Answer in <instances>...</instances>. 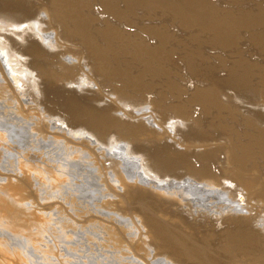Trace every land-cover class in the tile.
Listing matches in <instances>:
<instances>
[{
	"label": "bare ground",
	"instance_id": "6f19581e",
	"mask_svg": "<svg viewBox=\"0 0 264 264\" xmlns=\"http://www.w3.org/2000/svg\"><path fill=\"white\" fill-rule=\"evenodd\" d=\"M0 47L4 168L133 213L154 264H264V0H0Z\"/></svg>",
	"mask_w": 264,
	"mask_h": 264
},
{
	"label": "rangeland",
	"instance_id": "374dc122",
	"mask_svg": "<svg viewBox=\"0 0 264 264\" xmlns=\"http://www.w3.org/2000/svg\"><path fill=\"white\" fill-rule=\"evenodd\" d=\"M42 27L45 28L46 25H43ZM54 43H56V41ZM59 49L61 50L62 47L59 46V48L56 49L57 52L60 51ZM77 56L79 57V55L77 54L74 55V58L78 59ZM61 57H65V56L61 55ZM22 83L25 82L19 81L18 85L22 86L23 85ZM88 85H87L88 88H92L91 85L89 86ZM69 86L73 87L72 84H68V87ZM105 90L108 91L107 88H105ZM21 91H23L24 93L27 92L25 96L24 94H21V96L23 100L26 101L27 103L26 105L29 106L30 104L29 108L31 110H35V112L30 111L28 114V115L31 114L30 117H33V115L36 112H38L37 110H40V108L42 107L41 99L42 98L44 99V96L42 95L39 98V100H37L29 90L24 88V90L21 89ZM83 92L84 93L86 92V94H88V90ZM0 95H1L0 101L2 102V104L3 103L7 104V101L9 99L8 95L11 94H8L5 91L1 90V86H0ZM11 97H13V95H11ZM15 100L17 101V99ZM0 107H2L1 108L2 110H6L11 113L15 112V108L13 106L5 107L4 105H1ZM197 114L195 115L197 116ZM52 121L57 125L63 126L64 128H69L66 124L64 125L62 122L56 120V118H53ZM34 122H35L34 119L30 120V124H31L30 126L31 131L29 130L30 132L35 131L31 128ZM159 132H162V130L160 129ZM174 132L177 139H182V136L180 135V133H178V131L175 130ZM35 133L37 132L35 131ZM172 143H177V141H172ZM0 144H2L0 146V153H1L0 154V226L5 228V226L11 224L10 228H12L13 226L14 228V229L12 228L13 230L10 229L9 226H7V228L10 229V230L8 229L10 233L12 232V234L14 233L15 235L17 232L16 234L17 236L19 235L20 237L21 235V237H25L28 243L24 239L18 238L20 240L19 243H17L18 248H21L23 251L28 250L30 253H35L36 257L40 258V261L44 264H50L52 260L53 261L51 264H56V262L54 261L57 260L59 261V262L57 261V264L58 263L60 264L61 261L63 262L65 261L64 264H109V262H114V263L116 262L115 264H138V262L141 259H142L141 264H152V263L154 264V261H157L162 257L164 259L166 258L164 257L165 255L164 256L160 254L157 255L154 252L151 253L150 249L153 250L154 246L152 247L151 245L152 248L148 249L149 245L147 243L146 245L143 244L145 243V241H144V237L142 236V233H140L141 224L140 222H138L139 218L138 217L136 218L133 213L122 209L120 210V207H116V206L113 207V205L110 203L103 204L104 206H101L100 200L102 201V203H104L106 197L104 199H100L99 201L97 200L95 201L92 200V198L90 197H83L86 196L87 193H84L83 196L81 197V192L76 190H69L70 192L67 190V192L66 191H64L65 193L61 192V194L60 192L59 193L55 192L54 194H52V192L49 189L48 192L47 190L42 191V189H39L38 187H36V185L40 186L41 184H43V182H45V184H48L49 183L48 181H50L48 188L54 189L55 185L64 188L65 184L63 182H59L58 184H56L54 181H52L54 178L57 179V177L50 174L48 172L49 171L48 168L47 169L45 167L42 168V164L45 165L46 161H44L43 163L42 161L43 158L41 155L39 156L37 154V156H35V151L33 154L35 157L34 156L29 157L24 155V153L19 154L20 153L19 151L21 150L20 148H16V150L19 151L9 148L10 151L12 152L14 151L13 153L16 152L18 153L17 162L15 164L17 169L16 167L15 168L8 167V169L4 168L3 164L5 165L6 162L4 163V158L1 149L2 147H5L7 144L4 143L1 140V138H0ZM10 145L14 147L16 144H14V142H11ZM10 159L13 160L14 158L13 157L8 158V162L12 161ZM99 165L102 166L101 161L99 162ZM34 166H37L35 167L36 169L34 168ZM39 168L43 169L45 173L48 172L49 173L48 176L50 177H47V175L42 174ZM33 176H35L34 180H33ZM48 178L49 179L51 178V180H48ZM109 196L107 198L108 199L110 198V200L114 198L113 195H109ZM95 199H97V197ZM87 206L88 207L92 206V209L88 208ZM124 215H126V217H128L129 219L128 218L126 219ZM1 219L4 220V223L9 222L10 224H4ZM123 220L124 222H126V225L123 224L124 223ZM45 221L50 223L47 222L45 223ZM134 224L137 225L134 226ZM132 227L135 228L132 229ZM126 228L129 231L125 230ZM136 230L137 231L140 230V231L137 232ZM132 232L133 234L136 233L135 236H137L140 233V236L138 235L140 238L138 236L134 238ZM129 233L132 236H127ZM6 240L7 237L1 234L0 264H21L22 261H23L22 263L27 264L25 262L26 257H24V255L23 256L20 255V253L22 252H20V250L15 249L13 245L11 246ZM5 244L6 245L9 244V247L8 245L6 246ZM134 244L143 246V248L139 247L142 248V251L141 249L135 250ZM15 250L16 252H13ZM148 251L150 252L149 253L150 255L147 253ZM142 254L143 255L145 254L147 257H145V255L142 256ZM147 254L149 255V257ZM61 257L65 260H62ZM167 259L170 262V263L167 262V264H172V263L178 264L172 261L171 259H169L168 257ZM143 260L145 261V263ZM63 262L61 264H63Z\"/></svg>",
	"mask_w": 264,
	"mask_h": 264
},
{
	"label": "snow or ice",
	"instance_id": "6c2138e0",
	"mask_svg": "<svg viewBox=\"0 0 264 264\" xmlns=\"http://www.w3.org/2000/svg\"><path fill=\"white\" fill-rule=\"evenodd\" d=\"M3 55V49H2V47H0V56H2Z\"/></svg>",
	"mask_w": 264,
	"mask_h": 264
}]
</instances>
